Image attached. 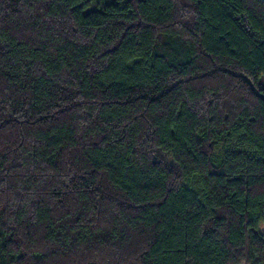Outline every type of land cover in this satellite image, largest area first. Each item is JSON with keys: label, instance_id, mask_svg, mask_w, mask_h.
Here are the masks:
<instances>
[{"label": "trees", "instance_id": "trees-1", "mask_svg": "<svg viewBox=\"0 0 264 264\" xmlns=\"http://www.w3.org/2000/svg\"><path fill=\"white\" fill-rule=\"evenodd\" d=\"M0 264H264V1L0 0Z\"/></svg>", "mask_w": 264, "mask_h": 264}, {"label": "water", "instance_id": "water-1", "mask_svg": "<svg viewBox=\"0 0 264 264\" xmlns=\"http://www.w3.org/2000/svg\"><path fill=\"white\" fill-rule=\"evenodd\" d=\"M264 1V0H263Z\"/></svg>", "mask_w": 264, "mask_h": 264}]
</instances>
